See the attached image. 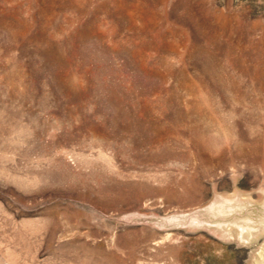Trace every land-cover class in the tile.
<instances>
[{
	"label": "rangeland",
	"instance_id": "1",
	"mask_svg": "<svg viewBox=\"0 0 264 264\" xmlns=\"http://www.w3.org/2000/svg\"><path fill=\"white\" fill-rule=\"evenodd\" d=\"M0 264H264V0H0Z\"/></svg>",
	"mask_w": 264,
	"mask_h": 264
}]
</instances>
